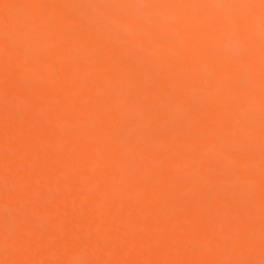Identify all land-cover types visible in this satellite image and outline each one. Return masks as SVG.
<instances>
[{
    "label": "bare ground",
    "instance_id": "6f19581e",
    "mask_svg": "<svg viewBox=\"0 0 264 264\" xmlns=\"http://www.w3.org/2000/svg\"><path fill=\"white\" fill-rule=\"evenodd\" d=\"M0 264H264V0H0Z\"/></svg>",
    "mask_w": 264,
    "mask_h": 264
},
{
    "label": "rangeland",
    "instance_id": "374dc122",
    "mask_svg": "<svg viewBox=\"0 0 264 264\" xmlns=\"http://www.w3.org/2000/svg\"><path fill=\"white\" fill-rule=\"evenodd\" d=\"M199 97H200V93L198 91H194L191 93V95H189V98H188L189 102L187 103V112L190 111L191 104H194L199 99ZM117 122H118V120H117ZM103 127H105L108 130H112V128H110V126L108 127V125H106V124H103ZM153 202H155V201H153Z\"/></svg>",
    "mask_w": 264,
    "mask_h": 264
}]
</instances>
